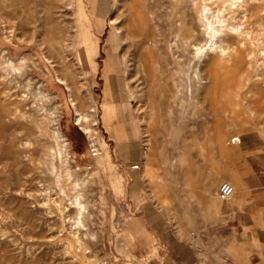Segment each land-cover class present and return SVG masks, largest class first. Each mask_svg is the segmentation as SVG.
Returning <instances> with one entry per match:
<instances>
[{"label": "rangeland", "instance_id": "1", "mask_svg": "<svg viewBox=\"0 0 264 264\" xmlns=\"http://www.w3.org/2000/svg\"><path fill=\"white\" fill-rule=\"evenodd\" d=\"M224 1L0 0V264H179L167 235L218 260L234 196L217 188L245 143L264 145V0ZM203 5L236 14L242 36L198 60ZM71 100L95 107L96 157Z\"/></svg>", "mask_w": 264, "mask_h": 264}, {"label": "crops", "instance_id": "2", "mask_svg": "<svg viewBox=\"0 0 264 264\" xmlns=\"http://www.w3.org/2000/svg\"><path fill=\"white\" fill-rule=\"evenodd\" d=\"M101 119L103 122V111ZM228 178L235 195L223 210L227 240L221 245L222 253L210 262L204 253L200 255L191 245L167 235L165 248L179 264H264V145L245 143Z\"/></svg>", "mask_w": 264, "mask_h": 264}, {"label": "bare ground", "instance_id": "3", "mask_svg": "<svg viewBox=\"0 0 264 264\" xmlns=\"http://www.w3.org/2000/svg\"><path fill=\"white\" fill-rule=\"evenodd\" d=\"M214 1H220V0H214ZM226 1V0H225ZM224 1V3H225ZM240 1V0H239ZM228 2V1H227ZM226 2V3H227ZM232 2V1H230ZM236 2V1H234ZM244 1H242L243 3ZM219 4V2H217ZM225 3V4H226ZM238 3V2H236ZM235 3V4H236ZM241 3V2H239ZM238 3V4H239ZM225 4L223 6H225ZM228 4L226 7H227V11L228 13H231V14H234L235 12V8L238 4ZM240 5V4H239ZM242 5H245V3H243ZM220 6V5H219ZM222 6V7H223ZM221 7V6H220ZM240 7V6H239ZM238 7V8H239ZM225 9H222V10H216V11H211L210 8H208L207 6H204L202 7V10L200 12V17H201V20L203 22V33H202V37L206 40V47H201L199 46L198 44L195 43V41L197 39H195V36L193 34L192 36V39H191V42L189 44L190 46V49L192 50V52H190L189 50V53L192 55V58L194 59H198L200 60L201 57L204 55V53H207L208 51H212L213 49H215L214 47H216L217 45V42L218 44L220 45V42H222V38L221 37H224V38H229L230 36L232 35H241L242 34V31L240 29V27H238L237 25L234 24V21L235 19L237 18L236 14L233 16H231L232 18H230V21L228 19L225 18V15L223 13ZM239 10V9H237ZM240 11L245 14L246 13V9L243 8V7H240ZM213 19V21L211 20ZM1 21V19H0ZM179 35H177L178 37ZM242 36V35H241ZM244 37V36H243ZM82 39V41L80 42V49L78 50V55L80 57V59L82 60V64L84 65V67L86 66L87 63H90L88 62V58H91L94 54V51H95V46L93 45L92 41L91 40V37L90 36H86L84 37V34L82 35V37L80 38ZM217 39V40H216ZM217 41V42H216ZM121 43H124L125 40L124 38H121ZM145 42V41H144ZM223 43V42H222ZM226 44V43H225ZM243 44V43H242ZM220 48V55L222 57H228L230 56V54L232 53L231 50L233 49H230L229 47L227 48H223L222 46H218ZM218 50V49H217ZM234 52V51H233ZM24 61H25V58H21L20 60V64H24ZM6 62L13 66V62L10 61L9 59L6 60ZM199 63L198 62L197 64H194L193 68H195L194 70V75L196 76L195 80H196V83H197V86L199 88L200 86V82H199V77H198V67H199ZM95 65H93V71H95ZM59 79V78H58ZM60 80V79H59ZM58 80V81H59ZM61 81V80H60ZM196 86V88H197ZM66 87L68 88L69 92H71V90L69 89V87L66 85ZM106 90V89H105ZM112 91H113V88L112 87H109L108 86V94L110 95V97H112ZM106 96V95H105ZM106 98V97H105ZM107 102V101H106ZM71 105L73 106L75 112H76V117H77V123H82V129L83 131L85 132L86 136H87V139L89 141V144H90V147L93 149V152L95 153L93 157H96L98 155V153L100 152V150L97 148V145H98V141H97V136H96V133H95V129H93V127L95 126L96 124V116H95V107L93 106L91 111L89 113H86V112H82L79 110L77 111L76 110V105H75V102L73 100H71ZM102 111H103V123H104V126L109 130L111 129V123L113 121V114H114V111H113V105L111 103H106L102 106ZM17 114V113H16ZM19 115V114H18ZM28 119V118H27ZM91 121V122H90ZM76 123V124H77ZM79 124V125H80ZM55 130V129H54ZM53 138H55L57 141L59 139H62V136L59 132L58 129H56L55 131H53ZM53 140V139H52ZM62 148V147H61ZM50 150V149H49ZM47 150V151H49ZM62 153V152H61ZM100 154V153H99ZM55 175V174H54ZM56 176V183H61L63 182V180L65 178H63V175L62 173L60 175H55ZM63 184V183H61ZM59 185V184H58ZM74 185V184H73ZM72 185V186H73ZM57 186V185H56ZM61 188V187H60ZM65 189V188H64ZM234 196V195H233ZM218 197V196H217ZM219 199V198H218ZM80 211V210H78ZM71 228V227H70ZM76 236V235H75ZM74 236V238H75ZM53 238V237H52ZM75 239H78L77 237ZM53 240V239H52ZM61 240V239H60ZM56 241H59L58 238L57 240L54 239V243ZM65 241V240H63ZM66 242H67V239H66ZM65 242V246H63L64 248H61L63 249V251H59V252H64L63 254H65L64 256H66L68 253L70 255H73L71 254V250H72V246L71 244H67ZM79 242V241H78ZM58 243L62 244L63 242L59 241ZM57 243V244H58ZM56 244V243H55ZM54 244V245H55ZM64 244V243H63ZM82 244V243H81ZM59 245V244H58ZM57 245V246H58ZM30 250V249H29ZM78 250V249H76ZM79 251V250H78ZM82 252V251H81ZM67 253V254H66ZM33 255V254H32ZM76 255V254H75ZM84 256V254H83ZM60 257V256H59ZM68 257H72V256H68ZM77 257V256H76ZM66 258V257H65ZM84 258V257H83ZM62 259V257L60 258ZM76 259V258H75Z\"/></svg>", "mask_w": 264, "mask_h": 264}, {"label": "built area", "instance_id": "4", "mask_svg": "<svg viewBox=\"0 0 264 264\" xmlns=\"http://www.w3.org/2000/svg\"><path fill=\"white\" fill-rule=\"evenodd\" d=\"M232 142L235 144H240V139L236 137L232 140ZM234 193H235L234 187L228 182L220 183L217 188V196L219 200L224 202L231 200Z\"/></svg>", "mask_w": 264, "mask_h": 264}]
</instances>
